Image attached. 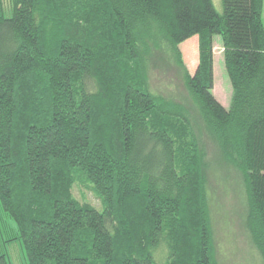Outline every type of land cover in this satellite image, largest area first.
Listing matches in <instances>:
<instances>
[{"label":"trees","instance_id":"obj_1","mask_svg":"<svg viewBox=\"0 0 264 264\" xmlns=\"http://www.w3.org/2000/svg\"><path fill=\"white\" fill-rule=\"evenodd\" d=\"M221 2L11 0L7 13L0 0V207L26 264H219L214 161L241 175L264 264V0ZM196 35L191 75L180 44ZM216 35L229 108L213 92ZM163 62L193 107L154 89Z\"/></svg>","mask_w":264,"mask_h":264},{"label":"rangeland","instance_id":"obj_2","mask_svg":"<svg viewBox=\"0 0 264 264\" xmlns=\"http://www.w3.org/2000/svg\"><path fill=\"white\" fill-rule=\"evenodd\" d=\"M3 1L8 13L11 0ZM213 2L216 9L222 12L221 0H213ZM180 50L189 73L194 75L200 63L199 36H193L180 44ZM213 54V92L216 98L229 108L232 99V85L225 67L223 42L219 35L214 37ZM161 64L158 69H152L150 73L154 89L167 97L190 103L189 105L193 107L180 72L165 62ZM196 116V122L200 125V114L196 113ZM202 137V142L209 150V157L216 158L215 146L206 135ZM213 163L208 172L207 190L217 260L219 264H263V258L252 243L245 224L246 193L241 175L236 169L221 170L216 166L215 161ZM73 193L80 202H90L102 207L100 199L81 184L74 187ZM0 236L7 239V241L0 240V253L7 256L9 264H26L25 253L19 239H10L18 236L16 223L2 212L1 207ZM165 250L159 249L157 255H164ZM157 255L159 261H164V257Z\"/></svg>","mask_w":264,"mask_h":264}]
</instances>
